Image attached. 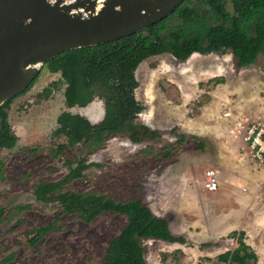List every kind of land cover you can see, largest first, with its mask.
<instances>
[{
    "label": "rangeland",
    "instance_id": "374dc122",
    "mask_svg": "<svg viewBox=\"0 0 264 264\" xmlns=\"http://www.w3.org/2000/svg\"><path fill=\"white\" fill-rule=\"evenodd\" d=\"M42 73L32 88L12 100L8 120L17 141L0 149V206L9 218L0 224V254H13L9 264L24 257L33 264H99L125 219L108 210L88 221L69 207L72 194L94 191L117 201L139 197L169 221L173 234L184 238L183 243L144 240L147 264H225L216 255L237 245L229 236L233 230L245 232L256 264H264V190L258 192L264 167L243 140L253 121L264 123V53L239 68L230 52L194 53L184 61L168 53L147 57L135 71L134 97L142 109L134 122L159 131L160 137L135 143L126 134H115L93 150L54 133L59 113L67 109L64 85L51 84L57 75ZM216 78L222 79L211 81ZM100 102L95 98L90 106L67 110L94 121L103 113ZM181 133L184 138L177 143ZM169 144L173 147L165 155ZM236 149L239 157H233ZM79 160L88 165L81 176L48 190L39 187L59 181ZM232 161L234 170L229 169ZM212 168L218 170L216 191L203 185ZM232 172L240 178L228 185L224 179ZM241 187L258 192L256 201L234 204ZM231 211L241 213L244 227L230 224L237 223L230 220ZM48 224L52 227L39 241H27L30 228Z\"/></svg>",
    "mask_w": 264,
    "mask_h": 264
},
{
    "label": "trees",
    "instance_id": "16d2710c",
    "mask_svg": "<svg viewBox=\"0 0 264 264\" xmlns=\"http://www.w3.org/2000/svg\"><path fill=\"white\" fill-rule=\"evenodd\" d=\"M194 52H230L237 68L255 62L258 55L264 53V0H184L167 17L138 33L57 54L44 66L61 70L68 105H85L97 95L104 99L105 114L100 124L90 125L85 117L63 111L57 119L60 126L54 133L66 136L71 144L82 142L89 150L102 146L107 137L115 134H126L135 143L158 139L159 131L134 122V113L142 109L133 95L138 84L134 71L149 56L169 53L178 61H184ZM221 79L211 81L217 83ZM42 93L48 95V86ZM12 100L0 107V149H10L17 141L8 120ZM183 138L181 133L176 142ZM168 147L165 155L173 145ZM87 166L79 160L76 166H69V172L59 181L41 183L39 187L48 190L68 183L81 176ZM3 178L0 160V181ZM68 205L88 221L96 220L108 210L124 217L123 227L107 246L99 264H147L144 240L184 242L182 236L171 232L169 221L156 216L139 197L117 201L94 191L72 194ZM8 220L0 206V224ZM51 227L48 224L30 228L27 234L31 236L27 241L35 244ZM229 236L236 238L237 245L217 254V259L225 264H256L257 254L245 242V232L233 230ZM12 260L13 254H0V264H9ZM14 264L33 263L24 257Z\"/></svg>",
    "mask_w": 264,
    "mask_h": 264
},
{
    "label": "water",
    "instance_id": "95a60500",
    "mask_svg": "<svg viewBox=\"0 0 264 264\" xmlns=\"http://www.w3.org/2000/svg\"><path fill=\"white\" fill-rule=\"evenodd\" d=\"M184 0H0V107L58 53L137 33Z\"/></svg>",
    "mask_w": 264,
    "mask_h": 264
},
{
    "label": "built area",
    "instance_id": "2783aa9c",
    "mask_svg": "<svg viewBox=\"0 0 264 264\" xmlns=\"http://www.w3.org/2000/svg\"><path fill=\"white\" fill-rule=\"evenodd\" d=\"M243 140L247 144L251 157L264 167V123L253 121L245 130ZM218 170L209 169L205 173L204 188L214 191L218 187Z\"/></svg>",
    "mask_w": 264,
    "mask_h": 264
},
{
    "label": "flooded vegetation",
    "instance_id": "af4514ba",
    "mask_svg": "<svg viewBox=\"0 0 264 264\" xmlns=\"http://www.w3.org/2000/svg\"><path fill=\"white\" fill-rule=\"evenodd\" d=\"M140 31V30H139ZM138 31V32H139ZM137 32V33H138ZM89 47H91V46H89ZM82 48V47H81ZM77 49V48H76ZM71 50V49H70ZM68 51V50H67ZM194 53H197V52H194ZM194 53H192V54H194ZM59 54V53H58ZM164 54V53H163ZM169 54V53H168ZM191 54V55H192ZM190 55V56H191ZM189 56V57H190ZM47 62V61H46ZM45 64V63H44ZM44 64L42 65V67L40 68V70H39V73L36 75V77L32 80V81H35L38 77H39V75L41 74V72H43V73H45V76H52V75H57L58 77L56 78V79H54L53 81H61V83L64 85V91H63V95H64V103H65V107L67 108V109H71V108H74V107H77V108H85V107H87V106H90L91 104H92V102L94 101V99L95 98H97V99H99V100H101V104L99 103V106H100V108H103V113H102V115H101V117L100 118H98L97 120H94V121H92L89 117H86V116H84V115H81V114H79V113H72V112H70L69 110H63V111H68V112H70V113H72V114H79V115H81V116H83V117H85L88 121H89V123H90V125H97V124H100V122H101V120H102V118L104 117V114H105V102H104V99L102 98V97H98L97 95H95L94 97H93V99L91 100V101H89L87 104H85V105H79L78 103H74L73 105H68V102H67V100H66V83H65V81H64V79H63V77H62V73H61V70L60 69H58V70H50L48 67H46V66H44ZM137 69V68H136ZM136 71V70H135ZM135 71H134V75H135ZM42 73V74H43ZM136 79V78H135ZM31 81V82H32ZM30 82V83H31ZM34 83V82H33ZM55 83V82H54ZM52 84V83H51ZM50 85V84H49ZM29 86V85H28ZM27 86V87H28ZM32 86H33V84H32ZM32 86L30 87V88H32ZM26 87V88H27ZM25 88V89H26ZM29 88V89H30ZM46 88V87H45ZM24 89V90H25ZM28 89V90H29ZM44 89V88H43ZM48 89H49V86H48ZM23 90V91H24ZM27 90V91H28ZM22 91V92H23ZM26 91V92H27ZM26 92H24V93H22V94H17L16 96H14L13 97V99L14 98H16V97H19V96H21V95H23V94H25ZM50 94V89H49V93H48V95ZM48 95H44L45 97H47ZM133 95H134V90H133ZM12 99V98H11ZM134 99L136 100V98L134 97ZM137 101V100H136ZM138 102V101H137ZM63 111H61L60 113H62ZM140 112V111H139ZM138 112V113H139ZM60 113H59V115H60ZM138 113H134L135 115H137ZM58 115V116H59ZM99 116H100V113H99ZM135 118V117H134ZM57 119H58V117H57ZM60 126V124L58 123V121H57V127H56V129L58 128Z\"/></svg>",
    "mask_w": 264,
    "mask_h": 264
},
{
    "label": "crops",
    "instance_id": "0c3cea01",
    "mask_svg": "<svg viewBox=\"0 0 264 264\" xmlns=\"http://www.w3.org/2000/svg\"><path fill=\"white\" fill-rule=\"evenodd\" d=\"M235 129H237V128H235V127H233L232 129H231V132L232 133H234V130ZM239 131V130H238ZM235 134V133H234ZM239 150V149H238ZM238 150L236 149V151H233L232 152V154H233V157H239V153H238ZM249 150V149H248ZM237 153V154H236ZM249 153H250V151H249ZM235 160V159H234ZM230 164H232V166H231V168L229 167V169H232V170H234L235 169V162L234 161H232ZM264 169V168H263ZM232 170H229V172H231ZM231 174V173H230ZM253 174H254V172H253ZM250 175V179L251 180H254L255 178V176L254 175ZM243 175H247V174H243ZM238 178H240L239 176H236V173L234 172H232V174H231V176H227V178L225 177V179H224V183H227L228 185H232V183L235 181V179L237 180ZM218 188V187H217ZM243 188L241 187V195L240 196H236V197H234L233 198V203L234 204H237V203H245V202H247L248 204H250V203H252L253 201L255 202L256 201V197H258V195H257V193L259 192H262V189L264 190V184L262 185V187H261V189H260V191H258V192H256L254 189H253V191H248V192H245V191H243L242 190ZM217 190V189H216ZM216 190H214V191H216ZM256 196V197H255ZM213 198V200H215V197H212ZM235 213V215H236V217L234 218V217H232V216H230L229 214L230 213ZM229 214H228V216L230 217V220H237V223H230L232 226H235V229H236V227H237V224H239L238 226L239 227H244L243 226V223H242V219H239V216H241V213H239V212H237V211H231V212H229ZM239 227H237V228H239ZM224 229V230H223ZM222 230V232H220V234L221 235H225V234H227V231H225V230H228V226H227V228L226 227H224ZM219 254V253H218Z\"/></svg>",
    "mask_w": 264,
    "mask_h": 264
}]
</instances>
